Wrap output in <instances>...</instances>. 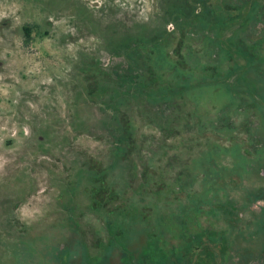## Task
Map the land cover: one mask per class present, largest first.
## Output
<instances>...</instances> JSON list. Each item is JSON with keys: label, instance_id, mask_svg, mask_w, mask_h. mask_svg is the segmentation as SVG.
<instances>
[{"label": "rangeland", "instance_id": "obj_1", "mask_svg": "<svg viewBox=\"0 0 264 264\" xmlns=\"http://www.w3.org/2000/svg\"><path fill=\"white\" fill-rule=\"evenodd\" d=\"M264 264V0H0V264Z\"/></svg>", "mask_w": 264, "mask_h": 264}, {"label": "trees", "instance_id": "obj_2", "mask_svg": "<svg viewBox=\"0 0 264 264\" xmlns=\"http://www.w3.org/2000/svg\"><path fill=\"white\" fill-rule=\"evenodd\" d=\"M157 264V263H156ZM168 264V263H167Z\"/></svg>", "mask_w": 264, "mask_h": 264}]
</instances>
